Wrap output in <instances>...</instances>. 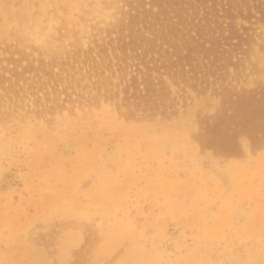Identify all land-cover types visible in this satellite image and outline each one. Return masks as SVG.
<instances>
[{"label": "rangeland", "instance_id": "1", "mask_svg": "<svg viewBox=\"0 0 264 264\" xmlns=\"http://www.w3.org/2000/svg\"><path fill=\"white\" fill-rule=\"evenodd\" d=\"M121 9V0H0V63H72ZM254 28L231 82L264 108V24ZM61 67L57 84L44 75L54 90L19 81L0 95V264H96L95 252L109 255L100 264L122 255L121 264H264V125L241 131L236 114L222 133L234 131L238 153L221 135L202 148L201 123L221 114L209 91L171 86L170 113L126 118L116 73L94 88Z\"/></svg>", "mask_w": 264, "mask_h": 264}, {"label": "trees", "instance_id": "2", "mask_svg": "<svg viewBox=\"0 0 264 264\" xmlns=\"http://www.w3.org/2000/svg\"><path fill=\"white\" fill-rule=\"evenodd\" d=\"M121 1L116 23L102 30L105 34L99 41L76 49L70 64L60 61L57 68H49L43 61L37 65L27 61L22 64L14 55L6 57L0 63V95L18 86L19 81H28L27 87L35 82L37 91L44 92L49 83L54 90L51 79L45 82L44 75L53 74L57 84L62 79L57 76L62 73V65H70L64 69H71L73 76L86 74L93 79L94 88L99 84L106 86L103 81L112 85L110 75L116 73L119 80L113 86L116 96H121L126 118L170 113L175 105L171 86L176 93L189 89L203 96L209 91L219 98L221 114L201 123L198 141L202 148L208 143L213 147L215 138L221 135L229 155L238 153L234 131L223 134L222 128L236 114L235 126L241 131L250 123L253 128L264 125L260 94L252 91L258 98L252 102L247 92L231 82L249 62L256 44L254 27L264 24V0ZM63 94V102L71 100L66 87ZM85 95L89 97L90 93H83L82 98ZM230 109L234 113L228 115ZM256 112L261 116L254 117ZM258 149L261 147L254 146L251 140L250 150Z\"/></svg>", "mask_w": 264, "mask_h": 264}, {"label": "crops", "instance_id": "3", "mask_svg": "<svg viewBox=\"0 0 264 264\" xmlns=\"http://www.w3.org/2000/svg\"><path fill=\"white\" fill-rule=\"evenodd\" d=\"M95 252V251H94ZM109 255H108V253L107 254H100L99 252H95V254H94V257H95V262H96V264H100L104 259H106L107 257H108ZM124 256L122 255V256H119L118 258H117V260H115V262L114 263H112V264H121V261H122V258H123Z\"/></svg>", "mask_w": 264, "mask_h": 264}]
</instances>
